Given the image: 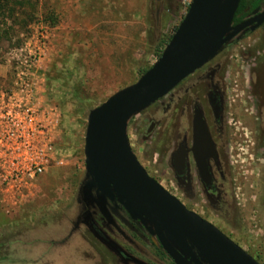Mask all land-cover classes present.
<instances>
[{
	"label": "rangeland",
	"instance_id": "374dc122",
	"mask_svg": "<svg viewBox=\"0 0 264 264\" xmlns=\"http://www.w3.org/2000/svg\"><path fill=\"white\" fill-rule=\"evenodd\" d=\"M27 1L36 4L32 22L22 26L21 15L13 23L0 22V90L10 86L14 63L32 52L41 36L44 47L35 69V99L57 116L60 164L24 191H0V264H122L93 237L85 220L77 221L87 116L114 93L135 84L157 60L191 0H158L157 12L156 0ZM207 68L217 71L224 98V141L211 131L226 178L228 209L221 215L205 214L195 178L193 199L187 201L174 185L170 166L175 143L183 136L189 139L191 103L197 101L203 111V82L197 77ZM256 79L257 89H264V25L223 46L206 68L201 66L165 95L162 106L152 104L131 117L126 138L148 177L264 264V100L258 104L253 99L251 85ZM90 205L93 222L104 224L95 205ZM112 236L117 246L132 249L133 259L160 264L148 243L133 238L134 248ZM161 262L169 264L164 258Z\"/></svg>",
	"mask_w": 264,
	"mask_h": 264
},
{
	"label": "water",
	"instance_id": "95a60500",
	"mask_svg": "<svg viewBox=\"0 0 264 264\" xmlns=\"http://www.w3.org/2000/svg\"><path fill=\"white\" fill-rule=\"evenodd\" d=\"M238 3L239 0H191L157 60L135 84L114 93L87 116L83 144L85 177L78 191L80 205L87 209L94 204L110 223L105 206L108 201L119 206L131 222H146V233L172 264H258L148 177L126 138V125L131 117L167 95L251 22L254 24L250 30L264 22L262 11L252 21L231 26ZM158 6L156 0V12ZM211 108L216 117L217 108ZM191 142L197 175L206 186L211 181L207 161L215 159L216 154L197 110L192 117ZM185 153L180 147L171 157L176 176L185 170ZM83 224L103 246L120 255L119 247L99 234L90 215Z\"/></svg>",
	"mask_w": 264,
	"mask_h": 264
},
{
	"label": "flooded vegetation",
	"instance_id": "af4514ba",
	"mask_svg": "<svg viewBox=\"0 0 264 264\" xmlns=\"http://www.w3.org/2000/svg\"><path fill=\"white\" fill-rule=\"evenodd\" d=\"M262 11H264V3H263V5H260V7L251 10L248 14H246L244 17H242L241 21H239V23H237L236 25H240L241 23L246 22V21H252V19H254ZM253 24H254V22H251L244 30H242L228 44L234 43L237 41H241L245 37L253 34L256 31H258L264 25V22L258 28L254 29V30H250V28L253 26ZM228 44H226L225 46H227ZM207 63H205L203 65V68L204 67L206 68ZM200 69H201V67L199 69H197L195 72H197ZM195 72H193V73H195ZM216 74H217V71L215 69L207 68L206 70L203 71V73L201 72L199 74V76L197 77L198 81L203 82V111L199 105L200 103H198L195 100L191 103V106H190L191 121H190L189 139L186 140V137L183 136V137H181V139L178 142L175 143V149H174L172 155L180 147H183V149L186 151V153H185V170H184L183 174H181L180 176L175 175V172H174V169H173V166L171 163L172 155L170 156V166H171V169L173 172L174 185H175L176 189L181 192L182 196L187 201L193 199V195H192L193 194V187H192L193 181H192V179L195 178L196 182H197L198 190L200 191V196L203 199L205 214L206 213H208V214L213 213L216 215H221L228 209V205H226L227 204V202H226L227 192L224 188L226 185V178L224 175V167H223L224 163H223V160L221 159V157L219 156V154L217 153L216 145L213 142L212 137H211V131H213V133H215V135L219 139V141L222 142V141H224V138H225V123H224V119H223L224 118L223 117L224 116V98H223V93H222V89H221L222 88L221 83H220L219 79L217 78ZM186 79H184L182 82H184ZM182 82H180L178 85H180ZM250 82H254V81H252V78L250 79ZM257 82H258V79H256L254 85H251V90H252V94H253V99L259 104L261 102V100H264V89H261L259 87V90H258L257 89ZM163 98H161L160 100H158L154 104L159 102V105L162 106V103L160 101ZM211 106H213L214 108H217L216 117L214 116V112H213ZM168 108H169V104H166L165 107L162 109L164 111V110H167ZM195 110H197L201 114L203 123L205 124V127L207 129L209 137H210V139L214 145V150H215V154H216L215 159H209L207 161V166H208V171L210 174L211 181L206 186L203 185L201 183V181L199 180V177L197 175V171H196L193 159H192V155L190 153L191 144H192V142H191V140H192V117H193ZM164 112H166V111H164ZM258 114L261 116L260 112H258ZM208 117L211 120V126L209 125ZM259 121H262V119L259 118ZM153 127H154V123H150V125L148 127V131L151 132ZM183 183H185L189 186L187 190H185L184 187L182 186ZM91 206L92 205L89 204L87 209L81 206V211L79 213L77 221H84L87 218H89V215L92 218L94 206H92V207ZM105 206H106L109 214L111 215L112 221H110V223H107L105 221L104 224L102 223L103 225L102 224L98 225L94 222L95 228L98 230L99 234L102 237L107 238V239L114 242V240H113L114 238L112 235H118L130 247H134V248H137V244L133 240V238H135L140 243H148L154 249L155 257H156L155 259L157 262H159L160 264H163L161 262V258H164L168 261L169 264H172V262L162 252V250L160 249L158 244L153 243L152 237L146 233V228L148 226L146 222H143V223L138 222V221L137 222H131L128 219L126 213L119 206L117 207L116 205H114L113 203H110L108 201H106ZM183 207L187 211L195 214L189 208H187L185 206H183ZM86 210H87V212H86ZM195 215H197V214H195ZM197 216L201 220L209 223L208 221H206L203 218V216H199V215H197ZM138 225L141 228H139ZM101 226L103 228H101ZM118 247L121 251H119L120 255H116V256L121 261V263L122 264H133L131 259H133V257L136 258V256H134L131 253L132 249H130L128 251L123 247H120V246H118Z\"/></svg>",
	"mask_w": 264,
	"mask_h": 264
},
{
	"label": "built area",
	"instance_id": "2783aa9c",
	"mask_svg": "<svg viewBox=\"0 0 264 264\" xmlns=\"http://www.w3.org/2000/svg\"><path fill=\"white\" fill-rule=\"evenodd\" d=\"M44 42L14 63L10 86L0 90V191L19 193L60 164L55 146L57 116L35 99L36 66Z\"/></svg>",
	"mask_w": 264,
	"mask_h": 264
},
{
	"label": "trees",
	"instance_id": "16d2710c",
	"mask_svg": "<svg viewBox=\"0 0 264 264\" xmlns=\"http://www.w3.org/2000/svg\"><path fill=\"white\" fill-rule=\"evenodd\" d=\"M263 3L264 0H239L237 9L232 18L231 26H236V24L241 21L242 17L248 14L251 10L260 7V5H263ZM35 12L36 4L29 3L27 0H0V22L7 21L13 23L15 20H17V16L21 15L24 19V21H21L22 26L25 27L28 23L34 20L33 17ZM3 24H6V22ZM168 40L164 43L163 47L166 45ZM161 51L162 50H159L158 54H156V59L159 57ZM145 71H143L142 74ZM182 186L185 190H187L189 187L185 183H183ZM253 259L256 263H258L257 258Z\"/></svg>",
	"mask_w": 264,
	"mask_h": 264
}]
</instances>
